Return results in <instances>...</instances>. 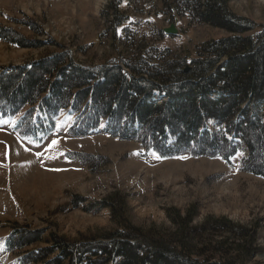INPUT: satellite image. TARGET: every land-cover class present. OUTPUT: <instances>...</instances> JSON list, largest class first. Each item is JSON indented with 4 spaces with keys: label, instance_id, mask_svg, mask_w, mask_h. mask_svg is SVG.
Masks as SVG:
<instances>
[{
    "label": "rangeland",
    "instance_id": "obj_1",
    "mask_svg": "<svg viewBox=\"0 0 264 264\" xmlns=\"http://www.w3.org/2000/svg\"><path fill=\"white\" fill-rule=\"evenodd\" d=\"M184 1L100 0L96 8L97 0H0V31L17 35L25 46L0 39V76H16L53 54H69L75 66L86 68L138 59L146 68L161 66L190 60L202 44L229 36L195 21ZM224 1L255 32L264 26V0ZM171 26L173 35L165 33ZM5 106L17 113L0 118V264H65L58 242L103 243L120 223L137 241L173 244L189 214L192 227L202 230L217 220L242 226L244 234L249 230L253 251L237 262L264 264V178L244 171L245 151L228 161L189 154L162 158L139 140L104 133L103 122L80 135L86 113L53 117L39 104ZM38 123H47L49 132H37ZM132 161L148 171L144 180L124 179L121 169ZM206 166L209 173L195 174ZM43 173L47 183L40 180ZM27 181L31 190L20 195L15 186ZM228 183L236 192L229 205L220 190ZM217 204L231 212L214 210Z\"/></svg>",
    "mask_w": 264,
    "mask_h": 264
},
{
    "label": "trees",
    "instance_id": "obj_2",
    "mask_svg": "<svg viewBox=\"0 0 264 264\" xmlns=\"http://www.w3.org/2000/svg\"><path fill=\"white\" fill-rule=\"evenodd\" d=\"M181 5L198 23L229 36L202 44L190 60L180 57L149 69L141 59L134 64L121 60L78 67L69 54H53L19 69L16 76L1 73L0 118L17 113L6 109L7 104H39V111L53 117L60 111L75 118L86 113L80 135L103 122L104 133L139 140L162 158L189 154L228 161L243 150L244 171L264 178V26L255 32L254 24L230 12L224 0H186ZM0 39L25 47L10 32L0 31ZM34 128L41 135L49 132L47 123ZM119 226L120 231L103 243L76 247L58 242L60 262L240 264L237 261L253 251L248 236L252 233L244 234L242 226L223 220L208 221L202 230L205 227H192L189 214L180 220L173 244L150 238L137 241L127 234L129 229Z\"/></svg>",
    "mask_w": 264,
    "mask_h": 264
},
{
    "label": "bare ground",
    "instance_id": "obj_3",
    "mask_svg": "<svg viewBox=\"0 0 264 264\" xmlns=\"http://www.w3.org/2000/svg\"><path fill=\"white\" fill-rule=\"evenodd\" d=\"M78 1V0H77ZM80 1H83V0H80ZM83 3V2H82ZM100 3V0H97V3H96V8H97V6H98V4ZM121 147V146H120ZM127 169H124V167H122V169H121V172H122V174H123V176L124 175H126V176H124V179L125 180H127V181H131V180H134V179H141V180H144L148 175V171H144V170H142V169H139L138 170V167H139V164L137 163V162H129V164H127ZM142 166V165H141ZM196 167H198L197 165L196 166H194V167H191L190 169H194V168H196ZM205 168V169H204ZM203 169H200V170H198V169H195V174H200V173H202V175H204V174H206V173H209L210 172V170H211V168H210V166H206V167H204ZM164 170V169H163ZM164 172V171H163ZM42 173V172H41ZM164 174V173H163ZM161 175V174H160ZM167 176H168V174H166ZM201 175V176H202ZM199 177H200V175H199ZM177 178V177H176ZM164 179H166V182L167 183H169L170 181H171V177H164ZM40 180L41 181H44V182H46L47 180H48V178H46L45 177V173H43V176L42 177H40ZM21 181V180H20ZM175 181L176 180H173V182L175 183ZM25 182V181H24ZM17 183V182H16ZM47 183V182H46ZM14 185H15V183H14ZM52 186V185H51ZM54 186V185H53ZM15 188H16V192L17 191H19V193H20V195H21V193H23V192H30V190H31V185H30V182L29 181H27L26 183H24L23 184V186L21 187V188H19V189H17V186H15ZM223 193H224V195H225V197L227 198V204L229 205V202L231 203V200H232V198H234L235 197V194H236V192H235V188H234V186H233V184L232 183H228V185L226 184L225 186H222V188L220 189ZM18 193V192H17ZM27 197H29V196H27ZM231 206V205H230ZM215 208L216 209H221L222 210V212H224V213H226V212H231V208L228 210V211H226V208H224L223 207V205H221V204H217V205H214L213 206V209L215 210ZM227 208H228V206H227ZM235 210V209H234ZM219 211V210H218ZM236 211V210H235ZM221 212V211H220ZM100 224L101 225H103L104 223H101L100 222Z\"/></svg>",
    "mask_w": 264,
    "mask_h": 264
},
{
    "label": "water",
    "instance_id": "obj_4",
    "mask_svg": "<svg viewBox=\"0 0 264 264\" xmlns=\"http://www.w3.org/2000/svg\"><path fill=\"white\" fill-rule=\"evenodd\" d=\"M165 33L173 35L176 33V31L173 28V26H171L169 29H165ZM187 71H188V69L185 70V72H187Z\"/></svg>",
    "mask_w": 264,
    "mask_h": 264
},
{
    "label": "snow or ice",
    "instance_id": "obj_5",
    "mask_svg": "<svg viewBox=\"0 0 264 264\" xmlns=\"http://www.w3.org/2000/svg\"><path fill=\"white\" fill-rule=\"evenodd\" d=\"M55 143V142H54Z\"/></svg>",
    "mask_w": 264,
    "mask_h": 264
}]
</instances>
